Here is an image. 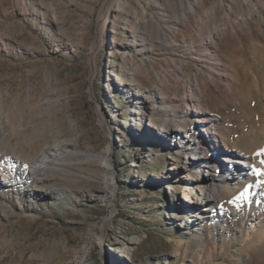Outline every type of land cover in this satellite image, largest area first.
<instances>
[{
	"label": "rangeland",
	"instance_id": "1",
	"mask_svg": "<svg viewBox=\"0 0 264 264\" xmlns=\"http://www.w3.org/2000/svg\"><path fill=\"white\" fill-rule=\"evenodd\" d=\"M2 1L0 17L8 6ZM252 1L258 14L251 12L247 22L257 43L247 52L249 62L224 63L231 93L213 96L210 111L229 146L250 157L253 166L233 178L221 168L223 156L205 149L206 156L197 159L202 162L189 166L190 174L204 172L208 162L222 178L217 182L222 193L212 214L197 224L189 223L190 204H183L181 189L172 190L166 177L173 154L169 138L165 143L153 129L147 134L133 102L117 89L128 62L142 61L125 57L122 43L141 30L142 17L158 22L154 0H73L62 31H43L41 21L14 4L8 19L25 21L26 30L6 39L8 49L0 50V102L17 127H0V152L11 147L21 164L29 165V159L63 141L68 151H77L70 154L77 162L49 169L53 178L45 185L26 176L19 186L0 187L6 205L0 208V264H264V0ZM182 2L170 0L167 11L180 13ZM220 2L206 0L202 12L216 7L220 15L231 5L226 0L222 11ZM117 3L120 8L108 14V6ZM176 33L184 47L165 50L156 43L151 59L177 84L167 85L168 95L180 111L177 120L186 125L193 116L196 73L208 66L191 48V40H198L194 27L186 36ZM222 53L226 61L234 59L235 40H226ZM178 58L186 63L182 71L173 61ZM157 70L149 78L137 77L145 88L155 89ZM27 91L33 97L27 98ZM43 189L61 193L54 198Z\"/></svg>",
	"mask_w": 264,
	"mask_h": 264
},
{
	"label": "bare ground",
	"instance_id": "2",
	"mask_svg": "<svg viewBox=\"0 0 264 264\" xmlns=\"http://www.w3.org/2000/svg\"><path fill=\"white\" fill-rule=\"evenodd\" d=\"M205 1L183 0L180 13L172 14L166 9L170 5V0H154L153 6L159 19L158 22L154 24L152 19L142 17L141 30L131 32L130 37L126 38L127 41L122 43L125 57L132 58L130 56L132 54L141 57L142 61L137 65H132L129 61L127 69L122 72V79L117 82V89L124 92L133 102L134 115L138 122L147 124V134L151 133V129H153L158 131L155 135L159 136L165 143L169 138L171 142L169 145L173 154L170 156V172L167 173L166 177L172 182V190L181 189L183 204H190L187 208L190 224H197L201 218L211 215L215 203L222 193L217 185V182L222 178L207 166L208 162H203L205 163L204 172H199L195 176L190 174L189 166L202 162V160L197 159L206 156L205 149H212L216 154L223 156L220 163L221 168L223 167V170L233 178L242 177L244 175L243 170L251 169L253 166L250 157L240 154L238 149H232L227 140L222 137L219 120L217 115L211 113L210 104L213 102V96L219 99L230 96L231 89L228 85L230 77L224 63L229 62L232 65V62L250 61L247 52L249 48H254L257 39L247 22V17L251 16V12L258 14L257 5L252 0H227L231 2V5L226 9L224 8L225 11L218 15L216 7L211 8L207 13L202 12ZM225 1L221 0L219 3L222 11ZM7 2L8 6L3 9V17H0V50L8 49L6 39L14 40L17 34L26 30L25 21L17 22L15 19L14 21L8 19L9 14L13 13L14 4L23 12L24 16L31 13L34 20L41 21V27L38 28L43 31H47V27L62 31L73 0H7ZM245 4L250 5V10L246 9ZM115 7L118 10L120 4L109 5L107 13L109 14ZM107 13H105V18L101 19L98 39L105 30L108 19ZM191 26L194 27L195 35L198 37L197 42L194 39L191 40V48L195 56L199 58L198 61L205 63L208 68L205 72L203 71V76L201 71L196 73L195 97L192 99L191 105L193 116L184 125L177 120L180 111L178 107L174 106L171 97L168 95L169 88L167 85L176 86L177 84L170 81L167 72L156 69L151 56L155 52L156 43H160L165 50L177 45L183 48L184 46L179 43L176 31L186 36ZM257 29H260L259 23H257ZM229 38L235 40L236 55L234 59L226 61L222 53V45ZM196 47L199 48V52L195 51ZM146 58L149 65L143 72L147 62L145 61ZM178 59L173 61L177 63L178 70L182 71L186 63ZM156 70V81L152 82L155 89L145 88L137 77L143 75L149 78ZM225 91L227 92L224 93ZM6 92L8 93V91ZM26 96L30 98L33 97V94L27 91ZM26 112L23 115H26ZM157 112L162 115H157ZM9 115L10 110L0 102V127L14 131L17 126L7 120ZM190 125L195 126V133ZM67 148V144L63 141L59 142L53 148H46L37 156L29 159V165L27 163L21 164V157H16L17 154L11 147L3 153L0 152V187L19 186L23 184L26 176L45 185L53 178L47 174L49 169L67 168L76 164L77 160L70 157V154L74 155L77 151L75 149L68 151ZM200 149H203L202 153ZM183 152L186 156L182 161ZM104 162L107 167L110 166L108 156ZM41 191L54 198L60 196L61 193L60 189H51L49 192L44 189ZM5 206V203L0 200V208L5 209ZM17 206L23 208L24 204L18 202ZM251 228H254L253 224H251Z\"/></svg>",
	"mask_w": 264,
	"mask_h": 264
},
{
	"label": "snow or ice",
	"instance_id": "3",
	"mask_svg": "<svg viewBox=\"0 0 264 264\" xmlns=\"http://www.w3.org/2000/svg\"><path fill=\"white\" fill-rule=\"evenodd\" d=\"M261 163H264V161H262ZM255 171H256V173H257L258 175L262 174V173H261V170H260L259 168L255 169Z\"/></svg>",
	"mask_w": 264,
	"mask_h": 264
}]
</instances>
